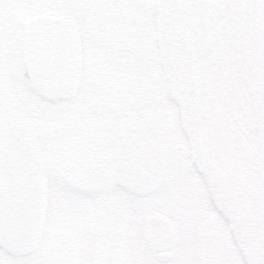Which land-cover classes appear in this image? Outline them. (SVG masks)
Returning a JSON list of instances; mask_svg holds the SVG:
<instances>
[{
	"label": "water",
	"instance_id": "95a60500",
	"mask_svg": "<svg viewBox=\"0 0 264 264\" xmlns=\"http://www.w3.org/2000/svg\"><path fill=\"white\" fill-rule=\"evenodd\" d=\"M100 1L103 9L115 10L127 0ZM254 1L200 0L202 6L196 8L192 0H157V6L160 47L166 50L162 59L171 95L181 108L183 123L187 117L201 150H196L191 140L196 165L205 176L216 207L228 219L247 263L264 264V172L260 165L261 169L255 168L249 140L250 136L264 143V106L260 107L264 92L253 81L258 68L254 56L264 55V51L247 54L253 46L245 42L246 30L238 23L239 17H233L236 12L240 15V8L255 9L258 3ZM252 17L259 18L256 13ZM29 29L27 35L36 36L30 40L34 47L30 60L37 90L51 100L74 96L81 76V51L72 17L38 15ZM239 42L246 54H242ZM240 56L247 57L244 63L251 62L246 76H239L245 79L243 92L251 103L249 120L254 131L250 127V132L236 106L232 118H224L225 114L230 116L225 110L231 107L232 68H237ZM20 103L0 95V244L14 253H26L38 242L48 201L43 153L26 107ZM22 113L23 125H16ZM161 122L153 104L121 106L109 115L114 166L120 181L138 194L157 189L164 176L168 150Z\"/></svg>",
	"mask_w": 264,
	"mask_h": 264
},
{
	"label": "flooded vegetation",
	"instance_id": "af4514ba",
	"mask_svg": "<svg viewBox=\"0 0 264 264\" xmlns=\"http://www.w3.org/2000/svg\"><path fill=\"white\" fill-rule=\"evenodd\" d=\"M85 4L86 0H82L78 5L83 12ZM45 8L48 7L40 0H0L1 31L8 27L7 21L11 20L18 24L17 32L22 35V62L18 68H26L23 64L25 20L32 9L37 13ZM19 12H28L29 15L22 18ZM114 16L106 17L110 23L102 21L103 27L98 25L97 20L79 17L83 39V71L79 90L84 97L75 112L78 116L83 112L81 116L88 122L90 113L101 116L99 123L102 127L99 125L98 133L89 131L82 143L84 148L80 155L68 164V178L61 180L60 185H75L70 196L62 192V201L57 198L58 205L53 206L49 193L48 216L50 214L55 219L63 208L64 219H61V224L64 226H50L49 233L45 228L39 244L32 252L35 264L42 255L47 256L49 264L55 260L51 254H46V236L50 244L59 242L55 248L58 254L72 255V264H177L176 255L179 261V249L184 239L181 214L187 215L186 206L191 204L190 192L185 187H178L170 176V172L179 169L177 159L182 146L179 134L163 114L170 151L168 163L160 187L146 195H136L120 184L107 146L108 112L134 103H153L159 107L158 102L166 91L162 67L155 63L158 59L147 49V0H129L126 8ZM12 29L8 31L10 35L14 32ZM9 47L8 39L0 42V71L6 81V54ZM31 85L27 72H24L17 81V98L26 104L35 122L47 162L50 188L52 166L39 121L29 104ZM0 91H5L1 85ZM68 129L69 125L66 124L55 127L56 133L60 135L68 133ZM86 152L89 154L84 158ZM155 195L161 196L165 202L164 208H153L157 201V198L152 197ZM153 218H156L155 224L166 222L169 227L151 226ZM135 223L140 225V231L135 228ZM75 230L80 240L75 237ZM162 230L169 231L166 239L161 237ZM217 234L221 236V232ZM138 236H143L140 237L142 240ZM138 240L142 242L140 245ZM93 253L96 257L92 259ZM180 257L183 261L186 259V264L192 263L193 254L188 252ZM3 264L12 263L5 259Z\"/></svg>",
	"mask_w": 264,
	"mask_h": 264
},
{
	"label": "rangeland",
	"instance_id": "374dc122",
	"mask_svg": "<svg viewBox=\"0 0 264 264\" xmlns=\"http://www.w3.org/2000/svg\"><path fill=\"white\" fill-rule=\"evenodd\" d=\"M51 8L57 9L60 7L64 9L62 0H40ZM74 0H69V2ZM59 9V10H61ZM32 9L30 12L32 13ZM67 8L62 12H66ZM18 15L22 18L27 17L29 14L19 12ZM1 21V19H0ZM149 21L153 23L152 15L149 17ZM8 27L1 31L0 27V42L9 40L10 47L7 49L6 54V81L4 76L1 75L0 71V85L2 88L10 93L13 97L17 96L16 86L18 78L22 75L24 68H18L22 61L21 58V37L22 35L17 32L18 24L14 21H7ZM11 26H15L14 29ZM12 29L14 32L12 35L8 31ZM82 90V89H81ZM83 91V90H82ZM84 92V91H83ZM84 97L83 93L75 100L62 101V102H51L35 94L34 90L28 95L30 107L33 109L35 117L39 121V128L42 139L44 141L47 157L51 162L52 176H51V187L49 193L51 194V200L54 205L57 204V198L62 201V192L67 194L69 197L71 191L76 187H67L60 185L61 180L68 178L67 169L68 164L74 162L75 159L80 155L81 150L84 148V139L88 136L89 131L93 133L99 132V118L101 116H95L88 114L91 118L90 121H86L81 115H77L75 109L79 105V101ZM159 107L161 113L164 114L169 125L175 128V132L179 134L180 146L179 157L177 159L179 163V169L170 172L173 181L178 187H185L190 192V206H186L188 211L186 214H181V225L184 230V239L179 249V261L176 255V263L186 264V259L183 261L180 257L183 254L189 252L193 254V260L191 264H247L243 257L240 249L238 248L230 225L219 212L212 201V197L203 176L199 173L196 167L192 163V147L188 136L183 131L181 123V112L178 104L171 96H162ZM98 122V124L95 123ZM59 124L69 125L68 133L64 135L57 134L55 127ZM102 127V125H101ZM175 132H172L174 135ZM89 154L86 152L84 158ZM157 198L153 208L162 209L164 208V201L160 195L152 196ZM51 202V201H50ZM168 207V206H167ZM61 209V214L57 215L55 219L49 214L46 222V230L50 226L63 227L61 219H64V215ZM117 218V216H116ZM72 223V221H69ZM137 231H140V225L134 224ZM192 230V233L190 231ZM221 232V236L217 233ZM78 231L75 230L74 235L79 239ZM140 234V233H139ZM138 234V235H139ZM191 238L189 239V237ZM143 238V236H140ZM139 236L137 238L141 239ZM142 240V239H141ZM138 240L140 245L142 242ZM58 243L52 242L50 244L49 238L46 236L44 248L47 251V255H52L55 259L53 264H72L73 257L70 253L58 254L57 248ZM32 251L27 254H9L4 252L0 247V264H3V260L7 259L12 264H35ZM95 253L92 254L91 258H95ZM39 262L37 264H49L46 255L38 257Z\"/></svg>",
	"mask_w": 264,
	"mask_h": 264
},
{
	"label": "bare ground",
	"instance_id": "6f19581e",
	"mask_svg": "<svg viewBox=\"0 0 264 264\" xmlns=\"http://www.w3.org/2000/svg\"><path fill=\"white\" fill-rule=\"evenodd\" d=\"M81 1H82V0H76V2H77L78 4H79ZM117 2H118V1H117ZM155 2H157V0L153 1L154 4H155ZM96 7H97L100 11H103V10H104V9H103V5H101V4H97ZM156 15H157V16H156V20H157V22H158V19H159V11L156 13ZM93 19H94V20H97L98 25H100L101 27L104 26V24H101L102 21H107V22L110 23V21H109L106 17H97V16H95V17H93ZM76 30H81V29H80L79 26H76ZM165 35H167L166 32H165ZM163 36H164V35H163ZM160 42H161V35H160ZM166 44L168 45V42H167ZM161 53H162V56L164 57V56L166 55V50H162ZM171 65H172V63H171ZM38 82H40V78H39V77H37V85L39 86ZM184 124H185V127L187 128V130L190 132L191 137H192L191 140L193 141V143H194V145H195V147H196V150H197V149H198V144H197V141H196L195 135H194V133H193V131H192V128H191V126H190V124H189V121H188V119H187L186 116L184 117ZM199 150H200V148L198 149V151H199ZM200 151H201V150H200ZM197 155H198V157L200 158V154H197ZM201 156L203 157L202 152H201ZM199 160H200V164H203L201 158H200ZM162 227L168 228L167 225H163ZM162 227H161V228H162ZM168 234H169V231H168V230H162V231H161V237H162V238H165V239H166V238L168 237Z\"/></svg>",
	"mask_w": 264,
	"mask_h": 264
}]
</instances>
